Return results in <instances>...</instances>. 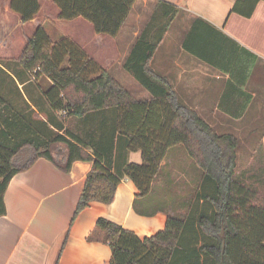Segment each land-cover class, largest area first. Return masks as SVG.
<instances>
[{"label": "trees", "instance_id": "1", "mask_svg": "<svg viewBox=\"0 0 264 264\" xmlns=\"http://www.w3.org/2000/svg\"><path fill=\"white\" fill-rule=\"evenodd\" d=\"M50 1L58 9V20L81 18L95 34L112 39L137 2ZM260 1L236 0L231 12L250 17ZM9 10L24 24L36 17L40 3L10 0ZM178 13L174 5L157 2L123 63V70L150 96L143 100L131 96L75 42L64 38L54 43L43 27L34 30L15 62L27 75L51 83L42 92L50 110L44 121L56 133L50 139L35 134L15 105L0 95V217L5 215L9 181L37 159L53 162L63 172L75 162H90L73 219L90 203H112L121 178L138 191L133 202L138 215L168 214L162 231L142 239L99 218L95 229L101 234L98 241L111 249L109 264H264V197L236 172V137L216 133L181 101L169 79L152 68L155 52ZM17 74L24 78L21 70ZM60 113L67 126L57 128L53 122ZM118 136L127 138L128 151L140 153L141 163L114 166ZM55 150L62 165L53 156ZM179 152L189 160L187 197L173 192L168 164H163L178 161ZM256 154L258 168L250 169L260 170L255 176L264 189L261 137ZM162 178L167 179L160 184Z\"/></svg>", "mask_w": 264, "mask_h": 264}, {"label": "crops", "instance_id": "2", "mask_svg": "<svg viewBox=\"0 0 264 264\" xmlns=\"http://www.w3.org/2000/svg\"><path fill=\"white\" fill-rule=\"evenodd\" d=\"M159 1L174 5L184 18L192 19L189 30H183L185 38L182 44L176 42L184 55L183 72L187 76L186 87L190 89L191 96L196 94L194 82L204 76L207 81H221V90L231 88L234 98L245 92L248 85L255 86L254 92L246 91L248 96L254 98L262 93L259 89H263L261 84L264 82V1L256 4L250 17H243L231 12L236 0H137L117 36L122 35L131 42L124 60L142 31L136 26L141 17L137 9L145 12L150 9L151 13ZM9 3L10 0H4L1 14L5 18L12 17L17 28H30L31 34L27 39L39 26L51 39L48 26L53 24L52 21L58 25L74 26L72 21L64 23L57 19L58 9L49 0H39V13L24 24L9 10ZM50 11L54 12V18ZM175 26L173 22L166 37ZM76 37L79 42L84 40L81 35L76 34ZM64 38L67 39L62 35L51 41L55 43ZM164 45L163 39L154 58L164 59L161 64L165 61L170 64L173 53ZM198 86L203 88L202 84ZM49 87L51 83L46 81L45 89ZM32 108L36 110L34 106ZM189 108L197 112L196 107ZM45 109V112H50L47 105ZM261 143L264 164V132ZM126 144L127 138L117 137L115 167L141 163L140 153L128 151ZM86 152L91 154L90 149ZM53 156L62 165L59 155L53 152ZM168 162L166 160L163 164ZM91 167L90 162H75L68 172H63L53 162L39 158L30 168L12 177L4 194L5 215L0 217V264H109L111 249L108 244L98 241L101 234L95 229L99 218L114 222L141 239L164 229L167 213L142 216L134 211L133 202L138 191L126 178L120 179L112 203H90L73 219ZM90 236H93L91 240Z\"/></svg>", "mask_w": 264, "mask_h": 264}, {"label": "rangeland", "instance_id": "3", "mask_svg": "<svg viewBox=\"0 0 264 264\" xmlns=\"http://www.w3.org/2000/svg\"><path fill=\"white\" fill-rule=\"evenodd\" d=\"M3 2L4 0H0V95L15 105L16 111H14L30 125L35 134L50 139L56 133V130L44 121L47 112H45V98L42 92L46 87V81L42 78H34L32 74L31 76L27 75L15 62L19 59L25 48L26 39L31 34V29L17 28L15 26L16 21L12 17L5 18L1 14V8L4 7ZM149 11L150 9H146V12L142 11L141 8L137 9V12L141 13V17L136 25L139 27V30H142L151 17L152 12L150 13ZM50 14L54 18V12L50 11ZM59 21L70 23V21ZM52 22L53 24H49L48 26L52 40L65 35L67 39L75 42L86 55L92 58L101 70L107 72L131 93V96L138 100L150 97L122 68L128 51V44L131 43L122 35L112 39L104 35L95 34L92 25L83 19L72 20L74 26L62 23L58 25L54 23L55 21ZM173 22L176 26L172 27L171 33L167 37L164 35L163 39L165 40L164 46L173 53L171 61L177 64H173L172 62L169 64L167 61L161 64V61L164 59L155 57L152 62V68L159 72V74L167 75L166 77L171 82L181 101L188 107H196L199 116L216 133H230L236 137L238 142L236 149V172L242 181L259 190L261 196L264 197L263 185L257 181L259 177L255 176L260 170L254 169L252 171L250 169L253 165L258 168L256 152L264 129V82L261 84V86L263 85V89H259V92L262 93L256 95L254 98L251 95H247V92L255 91L254 85L246 86L245 92L242 91L239 96L234 98L232 89L225 88V90H221V81H215V79L207 81L206 76H204L202 80L194 82L193 87L196 94L191 96L188 92L190 89L186 87L187 76H184L183 72L184 55L179 50L178 44L176 46V42L180 41L182 44L185 38L183 30L187 28L189 30L192 19L184 18L178 13ZM76 34L81 35L84 40L79 42ZM20 70L24 78L17 76ZM24 79L29 80L26 82V85L18 86ZM200 84L203 85V88L198 86ZM34 105L37 108L36 110L32 108ZM55 117V121L53 122L55 127L58 128L60 125L67 126L61 113ZM61 132L64 133L63 130ZM25 136L29 137V135ZM54 153L58 154V151L55 150ZM26 155V152H24V154L20 155V158H24ZM167 164L166 173H169V179L173 181V192L187 197L190 191L189 184H187L189 181L187 172L190 174L189 160L183 152H179L178 161L175 159V162L172 164ZM166 179L162 178L160 184Z\"/></svg>", "mask_w": 264, "mask_h": 264}]
</instances>
